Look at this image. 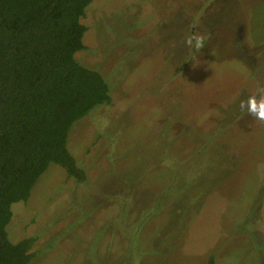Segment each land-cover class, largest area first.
<instances>
[{
  "label": "rangeland",
  "instance_id": "1",
  "mask_svg": "<svg viewBox=\"0 0 264 264\" xmlns=\"http://www.w3.org/2000/svg\"><path fill=\"white\" fill-rule=\"evenodd\" d=\"M80 22L110 95L66 139L86 178L49 163L7 238L29 264H264V121L240 108L264 96V0H91Z\"/></svg>",
  "mask_w": 264,
  "mask_h": 264
},
{
  "label": "trees",
  "instance_id": "2",
  "mask_svg": "<svg viewBox=\"0 0 264 264\" xmlns=\"http://www.w3.org/2000/svg\"><path fill=\"white\" fill-rule=\"evenodd\" d=\"M90 1L0 0V264H29L33 238L11 242L5 225L47 165L86 178L66 139L73 123L110 102L106 79L74 56Z\"/></svg>",
  "mask_w": 264,
  "mask_h": 264
},
{
  "label": "clouds",
  "instance_id": "3",
  "mask_svg": "<svg viewBox=\"0 0 264 264\" xmlns=\"http://www.w3.org/2000/svg\"><path fill=\"white\" fill-rule=\"evenodd\" d=\"M206 37L202 35H191L187 38L186 43L192 46L195 50H200L204 47ZM240 108L246 110L260 121H264V96L260 99L250 96L247 101H241Z\"/></svg>",
  "mask_w": 264,
  "mask_h": 264
},
{
  "label": "flooded vegetation",
  "instance_id": "4",
  "mask_svg": "<svg viewBox=\"0 0 264 264\" xmlns=\"http://www.w3.org/2000/svg\"><path fill=\"white\" fill-rule=\"evenodd\" d=\"M185 32H186V34H188V30H184V31H183V30H180V31H178V33H179L180 35H181V34H184ZM194 34H196V30H191L189 36L194 35ZM181 42H182V44H183V43H185L186 41L183 42V41L181 40ZM182 47L185 48L186 45L183 44Z\"/></svg>",
  "mask_w": 264,
  "mask_h": 264
}]
</instances>
